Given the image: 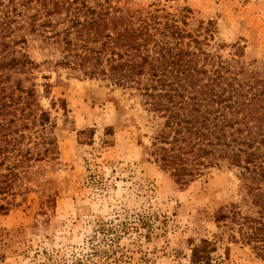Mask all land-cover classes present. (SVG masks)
<instances>
[{
  "label": "rangeland",
  "instance_id": "obj_1",
  "mask_svg": "<svg viewBox=\"0 0 264 264\" xmlns=\"http://www.w3.org/2000/svg\"><path fill=\"white\" fill-rule=\"evenodd\" d=\"M111 1L161 21H179L188 8L186 24H178L195 32L199 22H211L207 50L230 59L241 47L248 67L264 62V0ZM25 35L36 63L31 82L56 146L53 156L4 178L10 187L0 193V264H186L202 238L215 249L208 264H264L215 219L232 203L242 214L256 213L241 169L222 161L179 185L147 151L157 121L139 90L58 65L57 43ZM126 57L139 59L134 51ZM37 127L25 130L24 145H33Z\"/></svg>",
  "mask_w": 264,
  "mask_h": 264
},
{
  "label": "trees",
  "instance_id": "obj_2",
  "mask_svg": "<svg viewBox=\"0 0 264 264\" xmlns=\"http://www.w3.org/2000/svg\"><path fill=\"white\" fill-rule=\"evenodd\" d=\"M111 2L0 0V167L5 164L7 171L0 173V193L10 187L4 178L15 168L55 153L49 115L39 107L31 82L36 63L24 48L25 34L36 33L59 45L58 65L139 90L157 121L147 151L179 185L222 161L241 169L250 179L246 193L256 213L242 214L232 203L215 219L225 222L230 239L264 258V62L248 67L239 60L241 47L230 59L207 50L211 22H199L195 32L178 24H186L188 8L179 21L167 16L161 21ZM131 51L138 60L126 57ZM33 125L36 140L26 146L25 130ZM214 250L213 242L202 238L186 264H208Z\"/></svg>",
  "mask_w": 264,
  "mask_h": 264
}]
</instances>
